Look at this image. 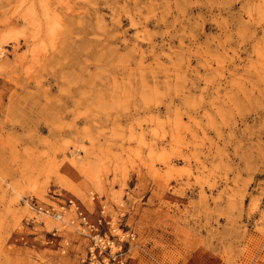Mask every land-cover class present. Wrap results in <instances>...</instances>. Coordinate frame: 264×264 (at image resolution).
<instances>
[{
  "label": "rangeland",
  "instance_id": "1",
  "mask_svg": "<svg viewBox=\"0 0 264 264\" xmlns=\"http://www.w3.org/2000/svg\"><path fill=\"white\" fill-rule=\"evenodd\" d=\"M68 198L124 264H264V0H0V264H86Z\"/></svg>",
  "mask_w": 264,
  "mask_h": 264
},
{
  "label": "built area",
  "instance_id": "2",
  "mask_svg": "<svg viewBox=\"0 0 264 264\" xmlns=\"http://www.w3.org/2000/svg\"><path fill=\"white\" fill-rule=\"evenodd\" d=\"M90 199L96 201L97 195L91 194ZM31 206L37 214L49 215L54 220L60 222L61 228L54 227L51 229L52 235L60 234L61 230H64L66 225L73 226L77 231L83 234H88L92 238V242L88 245V261L83 257L81 262H86V264H124L125 255L122 250L121 237L119 234L118 240L115 238H110L106 235L105 230L102 231L101 228L104 226H110L111 218L108 215V208L106 202L101 199L97 205V212L93 218L89 217V214L86 208L74 206L73 210L75 211V217L70 218V222L65 220L64 211L69 209L70 206L74 204L72 199L68 198L65 200V203H58L57 206H54L50 203H42L39 201H31ZM78 218V226L73 225V220ZM65 220V222H64ZM62 222V223H61ZM115 229V227H113ZM128 236L133 238V232H127ZM61 241L63 243L59 244V247L64 252L66 246L69 243L67 237H62ZM96 251L102 253L100 257H96Z\"/></svg>",
  "mask_w": 264,
  "mask_h": 264
},
{
  "label": "bare ground",
  "instance_id": "3",
  "mask_svg": "<svg viewBox=\"0 0 264 264\" xmlns=\"http://www.w3.org/2000/svg\"><path fill=\"white\" fill-rule=\"evenodd\" d=\"M72 201L74 202V204H73L72 206L81 207V206H79L80 204L77 203V202H75L73 199H72ZM72 206H70V207H72ZM47 216H49V215H47ZM63 218H64V217H63ZM64 219H65V218H64ZM67 221L70 222L69 219H68ZM64 222H65V220H64ZM61 223H62V222H61ZM78 224H79V220H78V218H75V220H73V225L78 226Z\"/></svg>",
  "mask_w": 264,
  "mask_h": 264
}]
</instances>
